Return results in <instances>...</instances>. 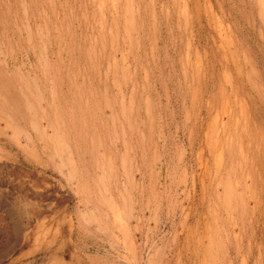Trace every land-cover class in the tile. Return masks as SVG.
I'll use <instances>...</instances> for the list:
<instances>
[{
    "label": "rangeland",
    "instance_id": "obj_1",
    "mask_svg": "<svg viewBox=\"0 0 264 264\" xmlns=\"http://www.w3.org/2000/svg\"><path fill=\"white\" fill-rule=\"evenodd\" d=\"M0 264H264V0H0Z\"/></svg>",
    "mask_w": 264,
    "mask_h": 264
}]
</instances>
